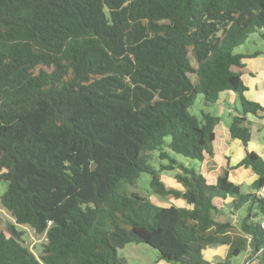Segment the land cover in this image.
I'll return each mask as SVG.
<instances>
[{
    "label": "trees",
    "instance_id": "1",
    "mask_svg": "<svg viewBox=\"0 0 264 264\" xmlns=\"http://www.w3.org/2000/svg\"><path fill=\"white\" fill-rule=\"evenodd\" d=\"M262 31L264 0H0V204L14 221L0 264H125L117 250L130 244L166 264H212V246L227 248L215 264H264V161L247 123L264 108L241 80L242 59L264 52L234 53ZM224 93L244 156L210 183L173 155L201 167L214 156L220 118L190 109ZM237 168L256 176L247 192L229 179ZM140 175L183 206L131 192ZM242 210L237 228L219 221ZM15 225L45 234L38 256Z\"/></svg>",
    "mask_w": 264,
    "mask_h": 264
},
{
    "label": "rangeland",
    "instance_id": "2",
    "mask_svg": "<svg viewBox=\"0 0 264 264\" xmlns=\"http://www.w3.org/2000/svg\"><path fill=\"white\" fill-rule=\"evenodd\" d=\"M262 33H264V31H262ZM254 51L264 52V39L260 36L259 33L250 35L248 37V40L246 41V43L244 45H242L241 47L236 48L234 50V53L246 54L247 52H254ZM224 97L225 96L223 94H221L219 102L217 104L204 106L202 96L198 95L195 99L193 107L190 109V113L192 115L198 116L200 114V112H204V113H209L211 115L220 117V111H221V107H222L223 108L222 120L224 123L228 124V122H229L228 121L229 120L228 108L226 106H223L220 104V103H224L222 100ZM234 106L236 107V109H239L237 102L235 103ZM231 108H233V107H231ZM253 136L255 137V132H253ZM168 141H169V138L166 139V142H168ZM214 147L215 148L218 147V142L214 143ZM263 153L264 152H262V155H263ZM173 158L176 161H178L179 163L184 164L188 168H193L196 172L201 173L205 177L222 174V170H221L222 167L221 166L218 167V164L220 163L222 165V164H224V161L223 162L221 161L220 156H217L218 159H216L215 161L208 160L206 165L203 166V170H202V167L198 164V162L191 161V160H188V159H185L181 156H176V155H173ZM263 159H264V155H263ZM218 160H220V161H218ZM214 171H215V173H214ZM0 173H1V171H0ZM172 175H173V172L172 173L171 172H162L161 173V179L167 186L174 185V187L179 188L178 185L174 184V181L171 178ZM5 190H6V183L4 181L0 180V196L3 194V192ZM130 191L140 195L141 197L146 198L149 201H152L154 204H156L158 206H167V205H174L177 207L183 206L181 201L172 200V199H168V200L165 199L164 200V199L159 198L158 196L154 195L149 188V179L146 175H140V177L136 181L135 186L132 189H130ZM242 191L247 192L248 189H246L244 186H242ZM216 204L218 206H220V205L226 206L224 203H222L220 201H216ZM235 215H236V217L237 216H239V217L235 218ZM245 215H246L245 210L244 211L242 210V212H238L237 214H231L230 215V213H227V216L219 219V221L229 219V220H231V222H233V225L237 228L239 226L241 217H243ZM0 217L2 219L1 220L2 222L0 223V229L3 228L2 226L5 224V222H9V223L14 224L13 219L2 208L1 204H0ZM252 218L254 219L255 217L253 216ZM258 219H261V217H259ZM15 227L17 228L18 231L22 232V234H23L22 235L23 245L31 253H33L35 256H38L41 252L43 244L46 242L45 234L38 235L31 228H29L27 226L15 225ZM218 248H220V247L219 246H212V247H209L207 249V251L205 250L207 253L205 252L204 256L207 259H209L212 264H215L216 262H221L224 259V258H222L224 256H221L222 252L220 250H218ZM117 256H118V258L122 259L125 262V264H156V261H157L156 251L151 249L150 247L144 245V244L127 245L123 249L117 250ZM236 262H238V264H246L247 259H245V257L240 255L236 259Z\"/></svg>",
    "mask_w": 264,
    "mask_h": 264
},
{
    "label": "crops",
    "instance_id": "3",
    "mask_svg": "<svg viewBox=\"0 0 264 264\" xmlns=\"http://www.w3.org/2000/svg\"><path fill=\"white\" fill-rule=\"evenodd\" d=\"M254 52H247L246 54H241V55H248ZM242 64L244 65L245 72L241 76V80L246 89L243 95L247 100L258 103L264 108V55H260L254 58L245 57L242 59ZM223 95L225 96L222 99L224 103H220V104L228 108V117H229L231 114L235 113L234 95L232 93H224ZM222 112H223V108L221 107L220 117H219L220 123L215 128L216 137L214 143L218 142V147L215 148L213 143L214 156L212 158L205 159L202 165V170H203V166L206 165L208 160L215 161L216 159H218L217 156L221 157L222 162L224 161V164L222 165L220 163L218 164V167L220 166L222 167L221 169L222 171L226 168L227 165L228 167H233L244 156V149L242 144L238 140L230 139L227 130V123H224L222 120L223 118ZM247 121L251 132V140L249 142L248 150L256 153L264 161L263 159L264 153L262 155V152H264V117L255 118L253 116H248ZM253 132H255V137L253 136ZM228 174H229V179L235 184L240 185L241 189L242 186L248 189V187L256 180V176L249 169H244V168L230 169L228 171ZM216 176L217 175L215 176L212 175L205 178L210 183H214ZM170 187H174V185ZM247 214L249 215V213ZM237 217L235 215V218ZM219 247L221 249L218 248V250L222 252L221 256L225 257L227 248L221 246ZM206 251H204V253ZM207 260L210 261L209 259ZM156 264H166V263L163 261H156Z\"/></svg>",
    "mask_w": 264,
    "mask_h": 264
},
{
    "label": "built area",
    "instance_id": "4",
    "mask_svg": "<svg viewBox=\"0 0 264 264\" xmlns=\"http://www.w3.org/2000/svg\"><path fill=\"white\" fill-rule=\"evenodd\" d=\"M258 195L264 200V190L259 191Z\"/></svg>",
    "mask_w": 264,
    "mask_h": 264
},
{
    "label": "water",
    "instance_id": "5",
    "mask_svg": "<svg viewBox=\"0 0 264 264\" xmlns=\"http://www.w3.org/2000/svg\"><path fill=\"white\" fill-rule=\"evenodd\" d=\"M95 167H96V165L92 166V168H91V169H92V170H94V169H95Z\"/></svg>",
    "mask_w": 264,
    "mask_h": 264
}]
</instances>
